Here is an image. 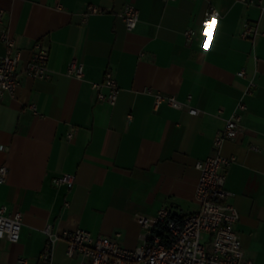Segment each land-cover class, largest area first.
Returning <instances> with one entry per match:
<instances>
[{"label":"crops","instance_id":"1","mask_svg":"<svg viewBox=\"0 0 264 264\" xmlns=\"http://www.w3.org/2000/svg\"><path fill=\"white\" fill-rule=\"evenodd\" d=\"M125 5L138 10L131 30L120 15ZM210 5L220 17L205 23ZM0 7L20 51V83L0 98V165L8 168L0 208L22 213L18 240L0 239V264H38L46 225L118 234L135 248L145 231L139 216L161 207L195 212V163L212 153L236 110L239 132L221 146L233 157L224 167L227 200L238 211L243 258L264 264V0H0ZM245 21L259 31L251 38L240 35ZM37 41L49 49L47 78L22 72ZM72 59L83 66L80 79L67 73ZM107 70L118 85L114 104L98 101L92 86ZM154 92L190 95L199 112L154 106ZM62 174L74 176L71 186L53 184ZM65 249L62 239L53 242L52 263L78 264Z\"/></svg>","mask_w":264,"mask_h":264},{"label":"built area","instance_id":"2","mask_svg":"<svg viewBox=\"0 0 264 264\" xmlns=\"http://www.w3.org/2000/svg\"><path fill=\"white\" fill-rule=\"evenodd\" d=\"M90 12H99V7L90 5ZM126 29H133L138 21V10L134 5H125L120 13ZM220 12L210 5L203 20L205 23L215 21ZM5 10L0 7V40L5 46V52L0 57V98L8 93L14 96L20 83V72L17 70L20 51L14 46V39L4 24ZM255 25L248 21L243 23L241 36L251 38L258 33ZM264 34V33H262ZM193 31H185L187 39H191ZM49 49L37 41L28 57L22 72L33 78H47V61ZM67 73L76 78L83 77V66L75 59L68 65ZM238 75H243L239 71ZM97 91L98 101L114 104L118 95V85L109 70L100 82H92ZM107 88L104 93L102 88ZM147 92H152L146 89ZM154 106L165 101L174 108L186 109L188 113L196 115L199 110L187 101H180L174 95L153 93ZM35 109V105H29ZM245 107L242 101L237 103L236 109ZM130 118V115H129ZM240 114L236 111L226 119L224 127L219 130L212 143V153L195 163L199 171L194 196L199 204L198 210L192 213L178 215L168 207L158 209L153 217L139 216L137 221L144 227L143 242L135 248L122 246L117 237L92 235L83 228L54 232L46 225L44 232L46 241L39 255L38 264H53L51 259L52 245L57 239L66 244L65 253L69 257H78V264H253L252 260L243 258V250L235 223L238 211L227 199L230 192L225 187V170L233 157H225L221 153V146L227 139L234 138L239 132ZM68 138L73 137L69 131ZM8 168L0 165V184L7 180ZM53 184L71 186L74 176L62 174L52 179ZM22 223V213L18 210L6 213L5 207L0 208V239L6 238L16 242L19 238ZM208 235V242L203 235ZM19 264L25 259L20 258Z\"/></svg>","mask_w":264,"mask_h":264}]
</instances>
